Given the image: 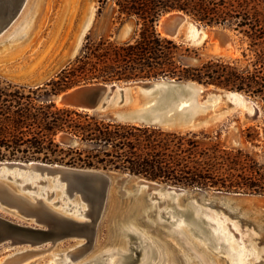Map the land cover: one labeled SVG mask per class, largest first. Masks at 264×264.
<instances>
[{"label": "trees", "instance_id": "trees-1", "mask_svg": "<svg viewBox=\"0 0 264 264\" xmlns=\"http://www.w3.org/2000/svg\"><path fill=\"white\" fill-rule=\"evenodd\" d=\"M113 2L120 12L138 17L140 35L124 43L89 39L84 52L76 57L78 65L64 68L59 78L51 81L55 89L77 77L108 81L167 75L236 88L264 100V0ZM172 9L238 29L256 46L257 58L245 66L220 57L198 65L184 64L182 45L156 29L159 16ZM60 132L72 134L80 143H61L57 138ZM246 135L264 152V125L248 126ZM57 153L73 154L68 160L71 163L126 169L188 185L264 193V161L252 151L227 147L219 141L209 144L194 130H164L53 101L39 102L32 90L0 76V157L65 160Z\"/></svg>", "mask_w": 264, "mask_h": 264}, {"label": "rangeland", "instance_id": "rangeland-1", "mask_svg": "<svg viewBox=\"0 0 264 264\" xmlns=\"http://www.w3.org/2000/svg\"><path fill=\"white\" fill-rule=\"evenodd\" d=\"M30 2V5L27 4V7L29 8V14L22 27L26 25L27 19L29 17H31V21H29V23L23 28L24 33L16 37L17 32H15L12 36L0 40V76L5 81L24 86L26 91L32 90L33 95L36 96L37 101L39 102L53 101L59 105L56 100H47L45 97L48 94L60 93L71 86L89 82L103 81L101 79L98 80L95 78L90 79L86 77H77L74 80H71L67 85H61V88L58 87L57 89H55L56 84L51 83L53 79L59 78L58 75L64 68L71 67L72 65H78L79 62L76 63V57L84 52L85 45L89 39L95 42H99L102 39H108L114 43H124L129 40H134L140 35L142 30V23L135 14L120 12L113 0H109L106 3L104 0H96V8L91 23L83 34L78 53L73 55L71 58L68 56V49L71 43H74L76 36L81 31L82 23L85 22L86 16L88 13H90L92 0H31ZM171 11H182V9H172L162 13L157 20L156 29L161 35L173 39L176 43L182 45L180 58L184 64L198 65L210 58L220 57L230 61H235L240 66H245L257 58L256 46L250 44V38L243 32L231 27L226 23H208L207 21L199 19L185 10H183V12L185 11V13L190 17L207 26V29L209 28L208 30H210V32L208 31L209 33L207 34L203 43L199 45L189 44L176 37L166 34L164 31L162 32L159 27L160 20L164 15ZM7 45H10V47L7 48ZM186 78L192 79L190 77H185L184 79ZM114 80H117L122 85H126L130 83V80L135 79H113L108 81ZM204 84L207 89L214 88L215 90H219L226 88L227 90H237L243 94L246 93V95L249 96V99H253L258 104V108L255 109L252 114H246L243 112L240 106H237L236 109H226L227 104H225V100H220L221 102L219 101L216 104L218 108L215 107V105V108L211 107V109L209 108L205 113L202 112L197 115V118L201 120V122L197 126L198 128L195 127L191 130L196 131L198 136L209 144L219 141L227 147L243 148L245 150L254 152L259 160L264 161V152H261L258 147L252 144L246 135L248 126L257 125L260 127L264 125V100L260 99L258 96L236 88L215 83ZM132 94L134 95V100H131L126 104L108 109L104 112H89L108 118L110 117L108 114L112 111L134 108L139 102L137 98V86L132 87ZM60 105L64 106L62 104ZM161 128L164 130H176L166 129L163 127ZM176 131L185 132L190 130ZM84 145L85 144L81 145V147ZM72 155L73 154L57 153L58 158L65 156V160L51 159L49 161L78 166H89L80 163L68 162ZM7 158L28 160L20 157H0V159ZM32 159H35V157ZM89 167L105 168L103 166ZM105 169L111 170L112 174L117 175L118 177H121V175L125 174L126 172H130L132 175L128 176L126 180L127 182L121 183L120 181H117V178L113 182L110 188L109 197L105 202L102 215L99 219L98 227L94 237V244H92V252L90 253L111 247L124 250L128 243V236L126 233H122L118 227L120 225L119 223L124 224L125 220L132 216L139 228L142 227L144 229L143 231L146 233L145 236H148V239L149 237L155 239L163 250V257L161 260L155 252L151 257L153 262H150V264H154V262L158 260V264H222V258H227L229 255L226 250L215 248L210 244L208 247L212 250V252L209 250L206 252L203 251L200 243L201 241L207 242V240L203 238L200 233H196L194 235V238L191 239L193 240L191 243L189 240H185V238L183 239L179 235L175 234L173 231H171V229H169L171 227L168 228L165 226L166 224H169L170 219L166 218L169 213H166L167 215L164 214L161 221H157L155 219V210L145 207L146 201L149 199V193L151 192L148 191L150 188L144 186L143 189L140 190V193H138L139 191H132V189L135 188L137 183L136 179L139 176L140 178L145 177L148 179L182 185L187 187L188 190H191L193 195H199L200 192L205 191L208 198L212 197L209 198V201L212 205L223 208L227 213H232L231 215L236 216L242 222L248 224L250 227L256 230L257 240L261 245L264 246V193L242 190H228L213 186L207 187L188 185L158 178H150L126 169H117L113 167H106ZM20 183L21 182H17L18 185ZM18 185L13 184V187L17 188ZM198 187L201 188L198 189ZM37 188H35V190ZM217 189L226 193L259 194L260 196H258L259 199L254 202L257 204V206L253 208L254 210L245 212L241 206H234V202L227 207L221 203L218 196H216V198L211 196L218 191ZM53 195H55V193ZM52 196L48 198L47 202L51 203V201H55V199L57 200L58 192L55 196ZM164 196L165 195H161V198L158 197V200H164ZM185 196H187L185 193L179 194L177 197H172L171 199H177L178 206H180L183 203ZM169 198H167L166 201L161 204L162 206H160V208L162 210L169 206ZM141 201H143L142 203H144V205L140 207V204L138 203H141ZM58 203V206L60 205L59 207H62L63 202L59 201ZM0 212L16 219L21 217L18 214H14L13 211H7L1 207ZM175 214L183 217L185 222H190L193 217L192 214H190L191 216H188L189 214L183 215L181 211H177ZM146 219L150 220V223ZM170 225L172 227L184 228L186 223H183L180 220ZM77 235L80 238L82 237L81 239L83 243H87L88 236L86 234L69 235L59 240L54 238V244H52L51 241L43 242L40 245H27L19 242L7 241L0 244V264L6 257H10L11 259L18 258V260H20L19 264H52L53 262L59 261L63 257L64 250L67 248V246L73 245L74 242L80 239ZM235 238V244L237 247L242 246L237 235H235ZM75 239L77 240L75 241ZM134 240L136 239L134 238ZM57 244L59 245L55 247ZM136 245L138 246L139 244ZM118 253L119 252H115L112 255L105 254L104 256H100L98 258L104 259V262L106 261L108 263L111 258L119 255ZM238 257L245 262L249 260L250 254L249 256H245L243 253H241ZM141 260L142 259L139 258L132 264H140ZM227 260L231 259L227 258ZM73 261L75 263L81 262V260Z\"/></svg>", "mask_w": 264, "mask_h": 264}, {"label": "bare ground", "instance_id": "bare-ground-1", "mask_svg": "<svg viewBox=\"0 0 264 264\" xmlns=\"http://www.w3.org/2000/svg\"><path fill=\"white\" fill-rule=\"evenodd\" d=\"M30 1L31 0H24V3L21 5L19 12L16 15V17L13 19V21L5 29L0 31V40L12 36L15 32H17L16 37L24 33L23 28L29 23V21H31L30 20L31 17H29L27 19L26 25L22 27L23 23L26 21V18L29 14V8L27 7V4L30 5L31 4ZM95 1L92 0L90 13H88V15L86 16L85 22L82 23L81 31L76 36L75 41L73 43L75 52L78 51L81 45L83 34L91 23L96 8ZM167 17H169L168 22H170V24L177 25L176 31L167 29L168 28L166 25ZM159 27L162 30V32L164 31L166 34L170 36L176 37L181 41L193 45H199L203 43L207 34L210 32V30H208L209 28L207 29V26L193 19L183 11L168 12L160 20ZM6 47L7 48L10 47V45H7ZM190 89H191L190 99L183 101L182 105L188 104V106L185 108V111H188L190 114H196V116L199 113L202 112L205 113L206 110H208L209 108L211 109V107H214L220 100L223 101L225 100V104H227L226 109H231V108L236 109L237 106H240L243 112H245L246 114L247 113L252 114L256 109V102L253 99H249L248 98L249 96H247L246 93L243 94L242 92L237 90H227V89L223 90L219 88H218L219 90H215L214 88L207 89L205 86L198 84L191 85ZM126 96L128 97L129 95L126 93ZM57 103H59V105L61 104V102H57ZM215 107H217V105ZM4 162L0 161V163H2L0 164L2 165L0 166L1 167L0 168V198H5L2 195V193L9 192L13 201L18 202L23 206L34 208V210L40 212L46 211L47 213H49L51 216L55 217L58 220L61 221L68 220L70 222L76 223L77 226H79L77 227V229H81V230L77 231L75 234H86L88 237L90 236L89 232H86L83 229H92L91 224L89 222H82V221H85L86 218H90L91 215L92 216L96 215L100 211L99 205L93 206L92 200L87 195L79 191H75L71 187H69L66 179L64 180L57 179L56 181L53 180L54 177L52 175H49L50 181H48V183L38 182L36 181V179L39 177L40 173H38V175L28 176L27 173L25 172L22 173L21 172L22 170H16L17 168L8 169L6 167V164H3ZM18 176L24 178L19 179ZM55 177L59 178L60 176L59 174H57V176ZM28 181H31L30 184L28 183ZM17 182H21V183L18 185ZM136 182L137 183L135 185V188L132 189V191H139L138 193H140V190H142L144 186L149 187L150 190L148 191L151 192L149 193V199L148 200L146 199L147 201L145 207L148 209L151 208L155 210L156 214L155 213L154 214H155V219L157 221H161L163 215L169 213L168 215L166 214L167 215L166 218L170 219L169 224H166L165 226L168 228L171 227L169 229H171V231H173L175 234L179 235L183 239L185 238V240H189L191 243V241H193L191 239L194 238V235L196 233H200L202 237L205 238L208 242L207 243L206 241H201L200 244L203 251L206 252L209 250L212 252V250L208 247L209 244L211 246H214L215 248L223 249L227 251V253L229 254L227 258H230L231 260H227L226 257H223L222 264H264V254H263L264 246L261 245L257 240L256 230H254L248 224L242 222L236 216L231 215L232 213L231 214L227 213L223 208L212 205L211 202L209 201V198L212 197L208 198L207 193L205 191L200 192L199 195H193L191 190L185 189L180 192H177L176 194H173L172 191L174 189L168 188L166 184L156 185L154 181L146 180L140 177H137ZM13 184L18 185V187L17 188L13 187ZM112 184L110 185V188ZM35 188L37 189L35 190ZM57 192H58V196H57L58 199L57 200L55 199V201H51V203L47 202L48 198L52 196L54 193L56 195ZM184 193L187 196H185L186 198L184 197L183 203L180 206H178V200L177 199L173 200L171 198L177 197L179 194H184ZM161 195H165L163 197L164 200L159 201L158 199L161 198L160 197ZM211 196H213L214 198L218 196L220 198L221 203H223L227 207L234 202L233 203L234 206L236 207L241 206L242 209H244L246 212L249 210H254L253 208L257 206V204H255L254 202L259 199L258 196L260 195L229 193V192L226 193V192L217 191L215 194H212ZM167 198H169L168 200H170V204L169 206H167L166 209L162 210L160 206H162L161 204H163V202L166 201ZM59 201L63 202L62 207H59L60 205L58 206ZM194 201L196 205H193ZM142 202L143 201H141V203H138L140 204V207L144 205V203ZM177 207H180V209H178ZM177 211L178 212L181 211L183 215H188L187 212H192L193 217L191 221L185 222L183 217L175 214L177 213ZM188 216H191L190 213ZM180 220L183 223H186V226L184 228L172 227L170 225ZM147 221H149L150 223V220ZM83 224H86V226H83ZM119 224L120 225L118 229H120L122 233H126L128 236L127 237L128 243L125 246L124 250H120L116 247H111V248L101 249L94 253H90L92 252L91 250L93 248L92 244L91 245L89 244L90 247L87 248L88 244L83 243L81 239L82 237L80 238L77 235L80 239H78V241H76L77 239H75L76 242H74L73 245L67 246V248L64 250L63 257L62 258L60 257L61 259L59 261L53 262L52 264H91V263L99 264L98 261L104 262V259L98 257L104 256L105 254L112 255L115 252H119L118 253L119 255H116L115 257L111 258L107 264H124L123 262L125 258L124 252L130 250L131 245L135 241L134 238L137 241H140L138 242L139 243L138 248H141L142 250V254L140 257L142 260L140 264H150V262H153L151 257L152 255H154L155 252L157 256L160 257L161 260V258L163 257L162 254L163 250L161 246L157 243L155 239H152V237H149L150 239L149 240L147 238L148 236H145L146 233L143 231L144 229L142 227L139 228V226L136 224L135 219L132 216L127 218L124 224L123 223H119ZM132 232L136 233V237H131L130 233ZM235 235H237V237L239 238L238 240L242 246L237 247V245L235 244V239H236ZM59 244L55 245V247L58 246ZM134 244L136 245L137 243ZM241 253H243L245 256H249L250 254L249 260L244 262L242 259H239L238 256ZM73 260H81V262L75 263ZM19 261L20 260H18V258L11 259L10 257L8 258L6 257L3 259L1 264H19ZM158 262L159 260L154 262V264H158Z\"/></svg>", "mask_w": 264, "mask_h": 264}, {"label": "water", "instance_id": "water-1", "mask_svg": "<svg viewBox=\"0 0 264 264\" xmlns=\"http://www.w3.org/2000/svg\"><path fill=\"white\" fill-rule=\"evenodd\" d=\"M23 3L24 0H0V31L5 29L13 21ZM168 20L169 17L166 19L167 29L176 31L177 25L170 24ZM77 53L78 51L75 52L74 44L71 43L68 49V56L72 57ZM197 84L205 86L204 83L195 79H179L167 75H160L151 78L130 80V83L126 85L120 84L117 80L83 83L71 86L60 93L48 94L45 98L47 100L61 102L62 105L67 107L104 112L134 99L132 87L137 86L138 104L134 108L119 109L110 112L108 115L111 118L138 124L156 125L166 129L191 130L197 127L201 120L197 118L196 114H190L188 111H185L188 104L182 105V102L190 99L191 85ZM126 93L129 95L128 97ZM256 106L257 109V103ZM58 138L62 143L67 145H76L79 143V140L75 136L67 132H61ZM0 161H5L3 164H6L8 169L17 168L16 170H22L21 172L27 173L28 176H34L40 173L36 179L38 182L48 183L50 181L49 175H52L54 177L53 180L56 181L57 179H66L68 186L75 191L87 195L92 200L93 206L99 205L100 211L96 215H91L90 218L82 221L89 222L92 227V229H83L90 234L87 237L86 244H94L96 229L105 202L108 199L110 185L116 178L117 181L124 183L128 176L132 175V173L126 172L121 177H118L117 175H113L111 170L105 168L78 166L42 159L23 160L7 158L0 159ZM57 174H59V178L55 177ZM18 178L21 179L24 177L18 176ZM142 178L152 180L156 185L166 184L168 188L174 189L172 191L173 194L187 189V187L182 185L145 177ZM30 182L28 181L29 184ZM2 195L5 198H0V207L7 211H13L14 214H18L21 217L16 219L0 212V244L7 241L27 245H40L43 242L51 241L54 244V238L59 240L69 235H75L77 231L81 230L77 229L79 226L76 223L68 220H58L46 211L40 212L34 210V208L26 207L13 201L9 192H4ZM193 205H196L195 201ZM177 208L180 209V207ZM187 213L193 214L192 212ZM83 226H86V224H83ZM130 235L131 237H136V233L134 232L130 233ZM138 242L140 241H134V243L139 244ZM134 243L131 245L129 251L124 252V264H132L141 257L142 250ZM89 247L90 245L87 246V248ZM98 263L107 264V262L102 261H98Z\"/></svg>", "mask_w": 264, "mask_h": 264}]
</instances>
